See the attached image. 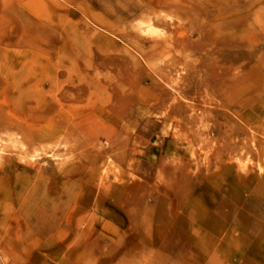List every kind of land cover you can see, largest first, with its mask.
<instances>
[{"label":"rangeland","instance_id":"obj_1","mask_svg":"<svg viewBox=\"0 0 264 264\" xmlns=\"http://www.w3.org/2000/svg\"><path fill=\"white\" fill-rule=\"evenodd\" d=\"M0 264H264V0H0Z\"/></svg>","mask_w":264,"mask_h":264},{"label":"bare ground","instance_id":"obj_2","mask_svg":"<svg viewBox=\"0 0 264 264\" xmlns=\"http://www.w3.org/2000/svg\"><path fill=\"white\" fill-rule=\"evenodd\" d=\"M107 214H108L107 216L110 217L112 214H114V209H112L111 207Z\"/></svg>","mask_w":264,"mask_h":264}]
</instances>
